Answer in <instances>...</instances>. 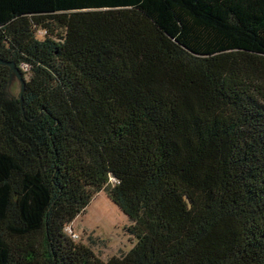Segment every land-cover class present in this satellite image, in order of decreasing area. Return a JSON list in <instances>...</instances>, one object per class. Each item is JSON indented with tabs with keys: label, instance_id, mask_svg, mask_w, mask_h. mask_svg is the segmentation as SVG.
Here are the masks:
<instances>
[{
	"label": "trees",
	"instance_id": "1",
	"mask_svg": "<svg viewBox=\"0 0 264 264\" xmlns=\"http://www.w3.org/2000/svg\"><path fill=\"white\" fill-rule=\"evenodd\" d=\"M0 59V264H264V0H0Z\"/></svg>",
	"mask_w": 264,
	"mask_h": 264
},
{
	"label": "rangeland",
	"instance_id": "2",
	"mask_svg": "<svg viewBox=\"0 0 264 264\" xmlns=\"http://www.w3.org/2000/svg\"><path fill=\"white\" fill-rule=\"evenodd\" d=\"M21 83L14 74L9 84L10 92L18 96ZM129 218L107 197L104 191L98 192L69 225L66 232L75 242L89 246L95 254L106 261L112 256H120L134 244V237L127 227Z\"/></svg>",
	"mask_w": 264,
	"mask_h": 264
},
{
	"label": "water",
	"instance_id": "3",
	"mask_svg": "<svg viewBox=\"0 0 264 264\" xmlns=\"http://www.w3.org/2000/svg\"><path fill=\"white\" fill-rule=\"evenodd\" d=\"M0 64H6V65H9V67H10V70H9L10 80H9L8 85H9L10 82L13 80V78H14V74H15V75L19 78V80H20L21 88H20V93H19V97H20V104H19V105H21V109H22L21 101H22V94H23V89H24L25 80H24L22 74L20 73L19 69L16 67V65H15L13 62H6V61H2V60L0 59ZM7 87H8V86H7ZM40 115H41V114H40ZM40 115H39V116H40ZM22 116H23V118H24V115H23V109H22ZM39 116H38V117H39ZM38 117H37L36 119H38ZM24 119H25V118H24ZM36 119H34V120H27V119H25V120L31 122V121H35Z\"/></svg>",
	"mask_w": 264,
	"mask_h": 264
},
{
	"label": "built area",
	"instance_id": "4",
	"mask_svg": "<svg viewBox=\"0 0 264 264\" xmlns=\"http://www.w3.org/2000/svg\"><path fill=\"white\" fill-rule=\"evenodd\" d=\"M72 237V235H70Z\"/></svg>",
	"mask_w": 264,
	"mask_h": 264
}]
</instances>
